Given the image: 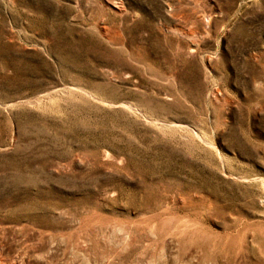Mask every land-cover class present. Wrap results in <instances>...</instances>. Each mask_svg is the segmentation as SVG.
I'll return each instance as SVG.
<instances>
[{
  "label": "rangeland",
  "instance_id": "obj_1",
  "mask_svg": "<svg viewBox=\"0 0 264 264\" xmlns=\"http://www.w3.org/2000/svg\"><path fill=\"white\" fill-rule=\"evenodd\" d=\"M0 264H264V0H0Z\"/></svg>",
  "mask_w": 264,
  "mask_h": 264
}]
</instances>
